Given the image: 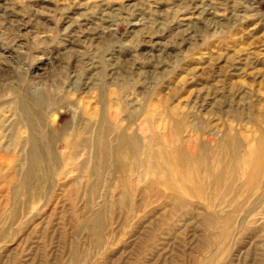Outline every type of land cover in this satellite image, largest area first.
<instances>
[{
	"label": "rangeland",
	"instance_id": "1",
	"mask_svg": "<svg viewBox=\"0 0 264 264\" xmlns=\"http://www.w3.org/2000/svg\"><path fill=\"white\" fill-rule=\"evenodd\" d=\"M0 264H264V0H0Z\"/></svg>",
	"mask_w": 264,
	"mask_h": 264
},
{
	"label": "bare ground",
	"instance_id": "2",
	"mask_svg": "<svg viewBox=\"0 0 264 264\" xmlns=\"http://www.w3.org/2000/svg\"><path fill=\"white\" fill-rule=\"evenodd\" d=\"M36 144V143H35Z\"/></svg>",
	"mask_w": 264,
	"mask_h": 264
}]
</instances>
